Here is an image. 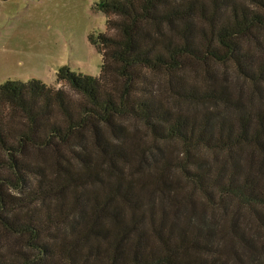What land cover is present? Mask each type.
I'll return each instance as SVG.
<instances>
[{
	"label": "trees",
	"instance_id": "trees-1",
	"mask_svg": "<svg viewBox=\"0 0 264 264\" xmlns=\"http://www.w3.org/2000/svg\"><path fill=\"white\" fill-rule=\"evenodd\" d=\"M95 8L98 75L0 83V264H264V0Z\"/></svg>",
	"mask_w": 264,
	"mask_h": 264
},
{
	"label": "rangeland",
	"instance_id": "rangeland-1",
	"mask_svg": "<svg viewBox=\"0 0 264 264\" xmlns=\"http://www.w3.org/2000/svg\"><path fill=\"white\" fill-rule=\"evenodd\" d=\"M97 1L0 0V83L34 78L70 92L56 81L58 67L98 75L101 54L88 40L90 34L105 30L106 15L95 8ZM18 242L2 235L0 252L8 254Z\"/></svg>",
	"mask_w": 264,
	"mask_h": 264
}]
</instances>
